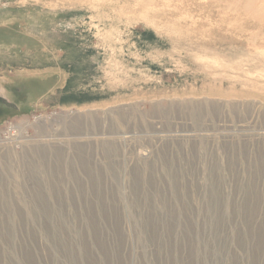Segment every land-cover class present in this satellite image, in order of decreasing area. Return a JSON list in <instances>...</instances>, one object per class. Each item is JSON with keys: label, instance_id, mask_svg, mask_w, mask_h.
<instances>
[{"label": "rangeland", "instance_id": "374dc122", "mask_svg": "<svg viewBox=\"0 0 264 264\" xmlns=\"http://www.w3.org/2000/svg\"><path fill=\"white\" fill-rule=\"evenodd\" d=\"M257 1L0 0V264H264Z\"/></svg>", "mask_w": 264, "mask_h": 264}, {"label": "bare ground", "instance_id": "6f19581e", "mask_svg": "<svg viewBox=\"0 0 264 264\" xmlns=\"http://www.w3.org/2000/svg\"><path fill=\"white\" fill-rule=\"evenodd\" d=\"M254 1V0H253ZM260 1L258 0L257 1V5H258V7H257V13L255 12L254 14H251V15H248V16H250V17H252V16H258V17H262L263 15V10H264V4L263 3H260Z\"/></svg>", "mask_w": 264, "mask_h": 264}, {"label": "built area", "instance_id": "2783aa9c", "mask_svg": "<svg viewBox=\"0 0 264 264\" xmlns=\"http://www.w3.org/2000/svg\"><path fill=\"white\" fill-rule=\"evenodd\" d=\"M9 133H13L15 134V127L14 126H11L8 130Z\"/></svg>", "mask_w": 264, "mask_h": 264}]
</instances>
